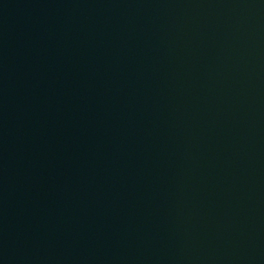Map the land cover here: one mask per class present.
Instances as JSON below:
<instances>
[{
	"label": "water",
	"instance_id": "water-1",
	"mask_svg": "<svg viewBox=\"0 0 264 264\" xmlns=\"http://www.w3.org/2000/svg\"><path fill=\"white\" fill-rule=\"evenodd\" d=\"M0 264H264V0H0Z\"/></svg>",
	"mask_w": 264,
	"mask_h": 264
}]
</instances>
